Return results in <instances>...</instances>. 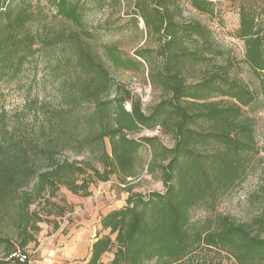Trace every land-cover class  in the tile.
<instances>
[{
  "label": "trees",
  "instance_id": "16d2710c",
  "mask_svg": "<svg viewBox=\"0 0 264 264\" xmlns=\"http://www.w3.org/2000/svg\"><path fill=\"white\" fill-rule=\"evenodd\" d=\"M37 1L34 6L30 0H0V101L1 88L17 78L36 53L38 34L31 25L40 2L68 25L81 29L84 24L78 0ZM187 1L199 13L214 14L212 0ZM178 2L134 0L146 38H157L156 55L163 60L159 70L148 73L150 84L164 95L150 108L125 86L113 83L102 58L83 46L78 33L59 34L75 50L80 70L65 88L74 106L68 116L61 110L51 114L33 138L2 130L8 138L0 135V247L4 250L0 264H21L8 257L16 248L27 250L36 243L41 224L59 228L56 219L71 212L64 196L60 202L53 200L62 189L88 198L94 182L115 176L127 185L129 179H136L142 171L137 160L143 147L151 156L147 173L157 170L163 191L126 190L125 206L100 219L86 264H181L201 247L223 251L235 264H264V216L249 224L224 215L200 225L190 223L192 208H214L220 196L240 184L251 161L264 153V146L255 142L252 120L243 112L258 96L264 97V26L258 14L240 10L234 37L243 43V63L255 78L254 90L230 78L223 67L187 83L180 68L183 63L209 59L175 48L184 39H196L209 50L211 35L197 22L177 24ZM131 15L136 23L137 14ZM47 42L50 45L52 40ZM106 50L110 63L123 70L152 63V50H137L135 57L124 56L113 46ZM213 97L221 99L213 101ZM83 104L86 111L79 116ZM3 119L1 110L0 123ZM75 121L83 127V135L73 130L78 126H70ZM139 133L141 137H133ZM160 135L169 137L170 146L159 141ZM63 149L75 150L76 158H60ZM84 153L87 158L77 159Z\"/></svg>",
  "mask_w": 264,
  "mask_h": 264
},
{
  "label": "rangeland",
  "instance_id": "374dc122",
  "mask_svg": "<svg viewBox=\"0 0 264 264\" xmlns=\"http://www.w3.org/2000/svg\"><path fill=\"white\" fill-rule=\"evenodd\" d=\"M84 10V24L81 29L74 28L55 16V11L43 2L39 4V13L31 25L32 31L38 34V43L34 57L25 65L22 73L1 88L2 99L0 111L4 112V119L0 123V135L8 136L2 131L5 128L15 137L33 138L39 129L46 126V118L53 113L69 111L74 106L66 96L65 88L79 75L75 65V50L60 39L59 34L76 32L81 37L83 46L92 54L102 58L109 76L116 85H123L129 89L134 98L143 99L145 107L150 108L164 97L160 89L154 88L148 79L151 69L157 71L162 65V58L156 55L159 42L156 37L146 38V30L139 14L134 7V0H78ZM37 5V0H30ZM214 14L199 13L189 5L187 0H180V12L174 14L177 24L199 23L208 29L211 40L209 50L203 48L202 40L184 39L177 48L202 53L209 59L205 63L186 62L180 67L187 83H195L208 73L219 72L221 67L228 69L230 78L242 80L251 90L256 88L254 76L243 63V43L234 37L239 28L240 10L249 9L258 14L259 22L264 26V0H212ZM136 13L137 22L131 13ZM87 34V35H85ZM198 39V38H197ZM47 40H52L48 45ZM115 47L122 55L135 57L140 49L153 51L151 66L144 64L135 70L117 68L106 57V49ZM218 70V71H217ZM213 97V101L220 100ZM225 100V98H223ZM79 116H83L86 107L81 106ZM244 116L252 120L255 142L259 148L264 146V97L258 96L251 106L243 109ZM75 114V115H76ZM73 120V116L69 117ZM70 126L80 135L84 130L75 121ZM2 127V129H1ZM141 133L134 138L141 137ZM159 141L170 146V139L160 135ZM76 151L63 149L60 158L74 160ZM84 153L77 159H85ZM150 151L147 147L138 153V165L142 171L136 179H129L128 184H121L115 176L108 182H94L90 185L91 195L87 197L72 196L63 189L58 197L53 199L60 202L64 196L71 212L67 211L61 218H57L59 228L41 224V231L37 234L36 243L30 244L27 251L35 261L47 264H84L89 259V246L97 233L100 218L111 211L125 206V200L131 189L132 193L147 194L162 192L163 186L159 180L157 170L153 174L147 173L150 163ZM68 207V206H67ZM215 215L230 217L237 223L249 224L258 216H264V153H259L249 164L240 184L220 196L215 207L209 205L195 206L190 211L192 225L204 224ZM98 222V223H97ZM4 250L0 247V254ZM112 255L106 257L108 261ZM35 264V263H34ZM181 264H235L223 251L199 248Z\"/></svg>",
  "mask_w": 264,
  "mask_h": 264
},
{
  "label": "built area",
  "instance_id": "2783aa9c",
  "mask_svg": "<svg viewBox=\"0 0 264 264\" xmlns=\"http://www.w3.org/2000/svg\"><path fill=\"white\" fill-rule=\"evenodd\" d=\"M128 108V106H127ZM11 260H14L21 264H34L35 260L32 255L27 250H21L16 248L8 257ZM47 264H51V259L46 260Z\"/></svg>",
  "mask_w": 264,
  "mask_h": 264
},
{
  "label": "crops",
  "instance_id": "0c3cea01",
  "mask_svg": "<svg viewBox=\"0 0 264 264\" xmlns=\"http://www.w3.org/2000/svg\"><path fill=\"white\" fill-rule=\"evenodd\" d=\"M101 219V218H100ZM98 223V222H97ZM98 228V225L96 226ZM87 261H84V264H86ZM35 264H41V262L35 261Z\"/></svg>",
  "mask_w": 264,
  "mask_h": 264
}]
</instances>
